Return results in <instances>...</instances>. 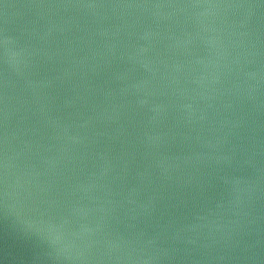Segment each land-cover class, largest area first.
<instances>
[{
    "label": "water",
    "instance_id": "95a60500",
    "mask_svg": "<svg viewBox=\"0 0 264 264\" xmlns=\"http://www.w3.org/2000/svg\"><path fill=\"white\" fill-rule=\"evenodd\" d=\"M0 264H264V0H0Z\"/></svg>",
    "mask_w": 264,
    "mask_h": 264
}]
</instances>
